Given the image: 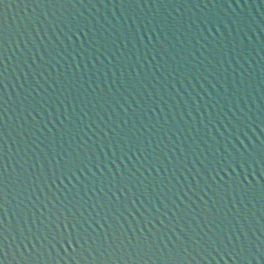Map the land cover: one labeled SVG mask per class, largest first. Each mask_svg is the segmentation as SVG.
I'll return each instance as SVG.
<instances>
[{
  "label": "water",
  "instance_id": "obj_1",
  "mask_svg": "<svg viewBox=\"0 0 264 264\" xmlns=\"http://www.w3.org/2000/svg\"><path fill=\"white\" fill-rule=\"evenodd\" d=\"M0 264H264V0H0Z\"/></svg>",
  "mask_w": 264,
  "mask_h": 264
}]
</instances>
